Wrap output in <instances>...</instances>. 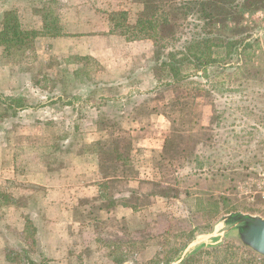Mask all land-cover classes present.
<instances>
[{"label": "rangeland", "instance_id": "rangeland-1", "mask_svg": "<svg viewBox=\"0 0 264 264\" xmlns=\"http://www.w3.org/2000/svg\"><path fill=\"white\" fill-rule=\"evenodd\" d=\"M142 2L0 0V264H148L212 230L178 264L201 245L245 246L244 219H264V8L224 30L250 47L232 59L215 48L213 67L186 63L178 80L135 27ZM131 149L160 163L162 183L121 200L141 214L108 211V193L82 202L80 225L43 214L77 205L76 155H98L99 179H129Z\"/></svg>", "mask_w": 264, "mask_h": 264}, {"label": "trees", "instance_id": "trees-1", "mask_svg": "<svg viewBox=\"0 0 264 264\" xmlns=\"http://www.w3.org/2000/svg\"><path fill=\"white\" fill-rule=\"evenodd\" d=\"M142 4L144 8L135 27L141 34L144 33L142 37L154 40L158 51H163L155 57L157 65L168 68L175 79L179 77L178 80H188L187 75L180 76L181 68L186 63L193 64L199 70L205 67L207 71L209 67H213L216 62L212 57L215 48H225L226 56L232 59L250 47L251 44L245 38H230L225 35L224 30L228 28L229 21H237L238 30H242L246 9L253 8L258 11L264 8L261 0H143ZM183 20L187 22L185 28H189V32H178L177 29L183 27L180 22ZM158 39L166 43L160 45ZM235 218L242 216L236 214ZM196 231L190 233L189 240L175 251L174 256L166 259L156 257L148 264H172L198 236L212 232L202 231L196 235ZM244 231L242 228L241 233ZM218 242L219 240L216 241ZM223 247L220 243L214 246L201 245L178 264H228L229 260L232 261L230 264H264L263 257L245 246ZM242 248L247 250L241 252ZM120 261V264H124L123 260Z\"/></svg>", "mask_w": 264, "mask_h": 264}, {"label": "crops", "instance_id": "crops-1", "mask_svg": "<svg viewBox=\"0 0 264 264\" xmlns=\"http://www.w3.org/2000/svg\"><path fill=\"white\" fill-rule=\"evenodd\" d=\"M130 155L125 156L131 158L134 160V156L137 153V150H130ZM146 161L142 160H134L135 164H141V168H138L136 170L135 176L130 177L129 179H126L125 177H112V178H106L103 177V179L98 178L99 174V158L96 154H78L76 155V158L74 160L79 161L80 166H78V170L76 168L74 169V177H72V181L70 180L68 185V193H74L75 200L77 205L71 206L68 205L67 207L69 209H65L63 205L60 203H53L48 206H45L43 210V214L53 220L54 222L57 221V223L62 219L63 215H72L77 214L79 217L73 218V225L75 226L82 224L83 218H84V207L82 202H85L86 204L88 202H94V203H102L105 199V194L108 193L109 199L112 200L111 204L106 209L111 212H124L125 215H132V214H141V211L145 210L142 206H136L131 204H122L121 200L122 198H127L130 194H135L141 196L142 198L145 196L144 193L140 189V185L147 186L148 184H153L155 182L162 183L159 181L155 175L157 172L159 173V167L160 163L159 161H156L154 158H145ZM87 163V164H85ZM145 163V166L143 167V164ZM83 168V169H82ZM82 169V171H80ZM79 171V172H77ZM77 173H81V177L83 182L79 183L77 180ZM126 179V180H125ZM53 180V179H52ZM104 183H107L104 187ZM164 184V183H163ZM167 184V183H166ZM103 186V187H102ZM105 188L108 192H104ZM105 193V194H104ZM107 195V194H106ZM149 196V194H147ZM157 196L158 198H162L160 195H156V192H154L151 197ZM88 201V202H86ZM83 212V213H82ZM80 219L79 220H77Z\"/></svg>", "mask_w": 264, "mask_h": 264}, {"label": "water", "instance_id": "water-1", "mask_svg": "<svg viewBox=\"0 0 264 264\" xmlns=\"http://www.w3.org/2000/svg\"><path fill=\"white\" fill-rule=\"evenodd\" d=\"M245 231L240 235L243 245L264 258V219L245 218Z\"/></svg>", "mask_w": 264, "mask_h": 264}]
</instances>
